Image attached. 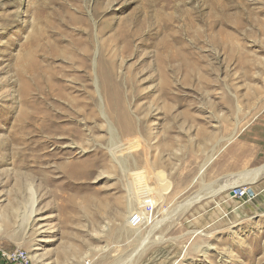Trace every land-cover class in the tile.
Segmentation results:
<instances>
[{
	"label": "rangeland",
	"instance_id": "rangeland-1",
	"mask_svg": "<svg viewBox=\"0 0 264 264\" xmlns=\"http://www.w3.org/2000/svg\"><path fill=\"white\" fill-rule=\"evenodd\" d=\"M16 247L264 264V0H0V250Z\"/></svg>",
	"mask_w": 264,
	"mask_h": 264
},
{
	"label": "bare ground",
	"instance_id": "bare-ground-1",
	"mask_svg": "<svg viewBox=\"0 0 264 264\" xmlns=\"http://www.w3.org/2000/svg\"><path fill=\"white\" fill-rule=\"evenodd\" d=\"M126 133H124L123 132V134H126L125 135V137L127 136V131H125ZM126 141L127 142H129L130 144H132L133 142H134V139H126ZM204 166V165H203ZM204 168H202L201 170H203ZM256 170H258V171H256L255 173H254V176L253 177H257L258 176V172H259V170L260 169H256ZM199 173V172H198ZM200 175H201V171H200ZM196 179H198L197 177H195V180ZM194 180V181H195ZM169 181V180H168ZM165 185V184H164ZM187 185V184H186ZM243 185V184H242ZM239 186H241V184L239 185ZM186 187V186H185ZM237 187V185L236 186H231V188H236ZM162 188V187H161ZM166 189V188H165ZM169 190V189H168ZM245 190H246V192L248 193V195L251 197V196H253V194H251V193H249L248 192V188L246 187L245 188ZM164 192H165V190H164ZM164 192H161V194L162 193H164ZM31 202H30V208H29V211L27 212V214L25 215V217H23L24 218V229H23V232H24V238H23V241L25 240V235L27 234V233H31V232H33L34 231V229H35V227L38 225V219L37 218H35V216H34V214L36 213V209H35V205H36V203H37V199H36V197H35V194H34V192L31 190ZM164 194H166L167 195V192H165ZM163 195V194H162ZM228 196H229V194H228ZM160 197H161V195H160ZM159 197V198H160ZM165 198H167V197H165ZM233 197H230V199H232ZM163 200H164V198H163ZM200 200V199H199ZM165 201V200H164ZM163 202V201H162ZM167 202V201H166ZM166 202H164L163 204L161 203V201H160V203L162 204L159 208H158V210H157V214H160V213H162L165 209H166V207H167V204H165ZM223 208V207H222ZM166 211V210H165ZM144 213H145V211H144ZM168 214V213H167ZM150 216V215H149ZM155 216V215H154ZM164 216V215H163ZM153 219H155V217H153ZM152 220V219H151ZM156 220V219H155ZM161 221V220H160ZM159 223V220H156V221H153L152 222V226H151V228H153V227H155L157 224ZM138 227H140V226H138ZM141 228V227H140ZM139 231V229L137 228V232ZM140 231H141V229H140ZM43 242H45V241H47V238H45V239H43L42 240ZM183 254V253H182ZM174 263V262H173Z\"/></svg>",
	"mask_w": 264,
	"mask_h": 264
},
{
	"label": "built area",
	"instance_id": "built-area-1",
	"mask_svg": "<svg viewBox=\"0 0 264 264\" xmlns=\"http://www.w3.org/2000/svg\"><path fill=\"white\" fill-rule=\"evenodd\" d=\"M231 195L235 198H244L251 200L244 188H234ZM0 264H32L28 252L22 248L1 249L0 250Z\"/></svg>",
	"mask_w": 264,
	"mask_h": 264
},
{
	"label": "crops",
	"instance_id": "crops-1",
	"mask_svg": "<svg viewBox=\"0 0 264 264\" xmlns=\"http://www.w3.org/2000/svg\"><path fill=\"white\" fill-rule=\"evenodd\" d=\"M261 124H262V123L256 121V122L253 124V126L259 127V126H261Z\"/></svg>",
	"mask_w": 264,
	"mask_h": 264
}]
</instances>
